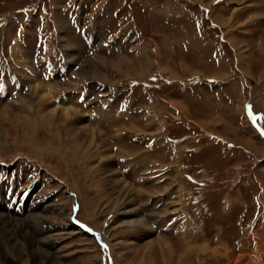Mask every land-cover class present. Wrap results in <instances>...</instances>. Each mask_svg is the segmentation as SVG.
<instances>
[{"label":"rangeland","instance_id":"rangeland-1","mask_svg":"<svg viewBox=\"0 0 264 264\" xmlns=\"http://www.w3.org/2000/svg\"><path fill=\"white\" fill-rule=\"evenodd\" d=\"M34 78L51 101L78 92L112 165L83 160L85 132L37 123ZM37 205L41 254L21 232ZM1 211L26 221L0 264H264V0H0Z\"/></svg>","mask_w":264,"mask_h":264},{"label":"bare ground","instance_id":"bare-ground-1","mask_svg":"<svg viewBox=\"0 0 264 264\" xmlns=\"http://www.w3.org/2000/svg\"><path fill=\"white\" fill-rule=\"evenodd\" d=\"M215 20V19H214ZM221 22V21H220ZM224 25V24H223ZM237 44V43H236ZM234 48V46H232ZM19 48V47H18ZM234 50V49H233ZM124 61V59H123ZM102 62V61H101ZM105 62V61H104ZM107 62V61H106ZM130 61H126V65H127V68L131 69L132 68V64L129 63ZM106 65V64H105ZM113 64L112 63H108L107 64V67L108 66H112ZM114 67V66H113ZM109 69V68H108ZM132 74V73H131ZM39 80V79H38ZM46 83V82H45ZM28 95H30L29 97V100L30 102H28V105L27 107H29V109L32 111V116L35 118L37 117L36 119H38L37 123L40 124L41 122H44L45 124H47L48 126L50 125H53V126H56L57 129L60 127L62 129H69V130H72V131H80L81 132H85V135H86V138L88 139V146L86 148H84L85 150H83L82 148H79L78 152L81 153L82 155V158L83 160L86 162L88 159H91V157H93L94 155H92L91 153L93 151H99L100 154H97L98 155V159L102 160L103 162H105L106 165L110 166L112 165V162L110 160V157H113V155L111 156V153L108 151V153H105V150H100V147H101V144L105 145L104 143V140L102 138V135H101V129L98 127V126H95L93 128H90L86 125H84V123H81L82 119H81V115H80V112L78 111L79 107L76 106V103H74L76 101V97L78 96V92L76 91V95H73V96H68L67 97H63V98H58L57 100H55L56 102L58 101L59 104H54L55 101H51L50 100V95H56L58 94L56 92V86L57 85H53L51 83H46V84H43L41 83L40 81H37V79H32L31 80V83L28 84ZM73 92V91H72ZM55 98V97H54ZM21 99V98H20ZM52 99V98H51ZM53 100V99H52ZM21 101V100H20ZM27 101V100H26ZM22 103V102H21ZM25 106H26V103H25ZM81 109V108H80ZM87 111V110H86ZM25 122L28 120V117L25 116L24 119H23ZM29 121V120H28ZM27 121V122H28ZM149 122V121H148ZM152 124V123H151ZM153 125V124H152ZM42 126V125H41ZM45 126V125H44ZM127 127V126H126ZM133 127L131 126V128H129V130H131ZM124 129H128V128H118L116 129L117 132H121V130ZM139 129V128H138ZM134 130V129H133ZM118 134V133H117ZM86 139V140H87ZM91 146V147H90ZM90 147V148H89ZM88 148V149H87ZM99 148V149H98ZM121 148V147H120ZM93 150V151H92ZM56 152V151H55ZM77 152V149L73 151V155ZM59 153V152H58ZM62 157V156H61ZM67 157V156H65ZM93 159V158H92ZM67 161V160H66ZM69 161V160H68ZM83 163V162H81ZM75 167V166H74ZM87 171L89 172V170L87 169ZM118 182L122 183V184H125L124 182L126 181H121V180H117ZM119 183V184H120ZM122 186V185H120ZM122 189H124L123 187H121ZM127 190V189H126ZM128 193V192H127ZM182 193V192H181ZM141 194V193H140ZM126 202V201H125ZM124 203V202H123ZM41 205V204H40ZM39 206H35L34 208H29L24 215L25 216V219L26 220H32L31 222V225L28 224L27 226V230L31 227V229H33V231L35 233H37L36 235H41V236H44L40 239H38V242L36 241L35 239V236L36 235H31L29 232H27L26 230L23 229V227H21L23 229V231H21L22 233H25V234H29L31 237H32V241L34 242V247L36 249V251L38 253L41 254V252H43V248L42 247H39L38 245H48L47 243L50 242V236L49 235H45L44 233L46 231H44V229L42 228L41 226V223L42 221L39 220L37 217H36V210H38ZM53 208V207H52ZM121 206H119L115 211H113V215L111 216V224H116V222H120V221H117V214H122L123 212H128L127 210H124L122 209L121 210ZM129 211L132 213H134L132 216H135V215H139V216H136V218L134 219V223L133 225L136 226L137 228L142 229V230H145L144 232H148L150 231V228L146 229V226H145V220L142 216H140L139 214V211L136 210V209H129ZM53 214H52V219H53V222H56V223H61L59 225H62V222H61V219H63V216H65L63 214V206H60V205H56V208L53 210ZM40 213V212H39ZM52 213V212H51ZM44 214V213H43ZM12 215L11 214H6V213H3L2 211L0 212V247L3 249V247H5L6 245V241H7V246H9L10 248L9 249H12V244L13 245H17L18 246V242L15 243V239H14V235L13 233H16V232H13L12 231H15L17 229H14L15 227V223L16 222H22L21 224H19L18 226L22 225L24 221H26L25 219H20L17 220V221H12ZM17 217V216H16ZM16 219V218H15ZM67 220V219H66ZM119 220V219H118ZM159 220V219H157ZM163 220V219H162ZM183 220V219H182ZM192 220L191 219H188V218H184V220L182 222H180L178 224V226L176 228L179 229V233L180 235H186V234H189L191 233V231L193 230V226H192ZM44 222V220H43ZM64 222V221H63ZM110 222V221H109ZM65 224V223H64ZM118 224V223H117ZM124 224H126L124 222ZM174 224V223H173ZM57 225V224H56ZM55 225V226H56ZM122 225V223L120 222L119 223V227ZM14 227V228H12ZM35 227H37L35 229ZM19 228V227H18ZM113 228V226L109 227V229ZM53 230L52 228H48V231ZM60 230H63L61 227H59ZM38 230V231H37ZM79 230V229H78ZM20 232V231H19ZM32 232V231H31ZM72 232V231H71ZM70 232V233H71ZM75 232V231H74ZM142 233H144L143 231H141ZM62 233V232H61ZM64 233V232H63ZM43 234V235H42ZM52 234V233H51ZM67 234V233H66ZM192 234V233H191ZM53 235V234H52ZM51 235L52 237V240H53V236ZM63 235V234H62ZM55 236V234H54ZM185 237V236H184ZM188 238V237H187ZM23 239V238H22ZM31 239V238H30ZM54 239H57L54 238ZM61 239V238H59ZM28 240V239H27ZM159 241H161V239H158ZM17 241V240H16ZM26 241V240H25ZM162 242V241H161ZM28 243L31 244V241H29ZM53 243V242H52ZM153 242H150L147 244V246H151ZM165 244L167 245V242H164L163 245L165 246ZM185 244V243H184ZM32 245V244H31ZM14 246V248H15ZM106 246V245H105ZM19 248V247H18ZM42 248V249H41ZM80 248V247H79ZM168 248V247H167ZM17 249V248H16ZM5 250V249H3ZM82 251H85L84 248ZM88 251V250H87ZM12 252V251H11ZM46 252V251H44ZM5 253V252H4ZM56 253V252H55ZM46 254V253H45ZM44 254V255H45ZM51 254V253H49ZM49 254H46L47 256ZM10 255V254H9ZM45 255V256H46ZM229 256V255H228ZM238 256H241V255H238ZM14 259V258H13ZM40 259V258H39ZM53 259V258H52ZM57 259H58V256L56 257V260L53 259V263L55 264V262H57ZM168 259V258H167ZM166 259V260H167ZM238 260H239V257H238ZM169 261V260H167ZM59 263V262H57Z\"/></svg>","mask_w":264,"mask_h":264},{"label":"crops","instance_id":"crops-1","mask_svg":"<svg viewBox=\"0 0 264 264\" xmlns=\"http://www.w3.org/2000/svg\"><path fill=\"white\" fill-rule=\"evenodd\" d=\"M187 16H188L189 18L192 17L190 14H188ZM142 61H144V60H143V58L140 57L138 62L140 63V62H142ZM177 112H178V111H177ZM178 115H179V114H178ZM186 119H187L188 121L190 120V119L187 118V117H186ZM191 122H192V120H191ZM145 123L147 124V122H145ZM192 123H193V122H192ZM131 126H133V125H130V128H131ZM117 129H118V128H117ZM140 130H142V129H140ZM123 131H124V132H126V131H133V132H136V129H135V130H132V129H131V130L126 129V130H123Z\"/></svg>","mask_w":264,"mask_h":264},{"label":"trees","instance_id":"trees-1","mask_svg":"<svg viewBox=\"0 0 264 264\" xmlns=\"http://www.w3.org/2000/svg\"><path fill=\"white\" fill-rule=\"evenodd\" d=\"M148 86H149V84H148ZM197 184H199L200 186H202V185L204 184V182H202V183H197Z\"/></svg>","mask_w":264,"mask_h":264}]
</instances>
